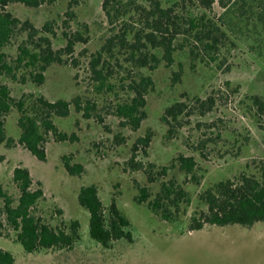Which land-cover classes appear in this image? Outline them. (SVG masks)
Listing matches in <instances>:
<instances>
[{
  "label": "rangeland",
  "instance_id": "1",
  "mask_svg": "<svg viewBox=\"0 0 264 264\" xmlns=\"http://www.w3.org/2000/svg\"><path fill=\"white\" fill-rule=\"evenodd\" d=\"M137 1L141 5L146 4L144 0ZM179 1L161 0V3L167 8ZM102 3L103 0H54L34 9L21 4L7 7L14 16L29 20L38 29L50 22L55 33L50 36L54 49L65 47L64 31L84 32L87 43L75 46L66 65L50 66L41 86L18 84L2 76L0 83L10 88L14 98L23 94L44 96L49 101H69L77 96L89 98L97 105L94 112L102 117L105 127L94 118L84 119L74 109L66 118L55 117L57 129L67 134L75 133L78 141L57 143L49 137L44 162L21 147L0 145V186L17 199L18 190L12 182V171L18 166L27 168L34 182L42 184L44 192L37 214L52 227L59 226L61 221L65 225L78 221L81 234V241L71 250L26 254L15 241V233L4 226L0 228V249L10 252L16 264H264V223L250 228L233 225L206 227L192 232L187 230L192 213L205 209L198 200L200 193L219 181L232 180L242 173L256 174L255 164L264 160V115L258 113L252 102L254 96L264 101V37L260 27L254 19L236 18L232 21L230 14L221 23L230 39L215 62L206 58L193 62L185 49L175 53L170 67L162 62L154 70L135 71L133 75L137 77L150 76L154 88L145 97L146 119L138 130L132 131L121 127L119 120L112 115L113 106L128 98L126 85L130 79L121 81V78L128 77L126 72L115 66L114 59H109L110 67H115L114 78L110 80L114 89L102 94L95 92L89 78L91 55L119 29L122 21L110 26L102 11ZM69 6L76 18L69 27H65L62 22ZM221 13L222 10L215 5L209 15L218 21ZM129 17L132 22L138 18L132 12L125 20ZM17 41L20 43V38ZM17 44L15 40L6 52L15 56ZM175 73H180L176 82L173 81ZM208 97L214 98L215 105L201 116L197 106L193 107V98L205 100ZM177 101L193 108L188 110V116L181 118V126L172 138L167 139V127L160 119L164 110ZM17 116L13 111L5 123L7 136L14 139L20 135ZM148 132L152 139L146 149L147 154L144 155L140 147L134 153L135 163L141 164L143 169L151 163L154 171H158L179 155L195 159L194 174L198 184L175 168L148 185L153 194L158 192L160 183L168 180H174L185 188L191 204L178 222L163 221L146 206L134 201L137 187L147 185V178L143 170H130L127 162L136 140ZM71 154L73 162L84 167L81 177L69 176L64 170L61 158ZM87 185L97 186L105 207L113 195L117 196L118 208L132 225L131 244L121 241L105 249L90 239L89 214L77 201L79 189Z\"/></svg>",
  "mask_w": 264,
  "mask_h": 264
},
{
  "label": "trees",
  "instance_id": "2",
  "mask_svg": "<svg viewBox=\"0 0 264 264\" xmlns=\"http://www.w3.org/2000/svg\"><path fill=\"white\" fill-rule=\"evenodd\" d=\"M53 1L0 0V76L18 84L32 83L41 86L50 66L66 65L75 46L87 43L84 32L64 31L65 47L54 49L50 36L55 33L50 22L38 29L29 20H20L7 10L11 4L34 9ZM144 2L145 5L139 4L137 0H103L102 11L108 24L113 26L119 20L122 21L119 29L91 55L88 64L89 78L97 94L114 89L110 80L114 78L115 67H110L109 59H114L115 66L126 72L125 76L128 77L121 78V81L130 79V83L126 85L128 98L113 106L112 115L119 120L121 127L130 128L132 131L138 130L146 119L145 97L154 88L150 76L137 77L133 75L135 71L139 73L141 69L154 70L162 62L170 67L174 63L175 53L185 49L193 62L204 58L215 62L218 53L230 39L221 24L230 14L232 21L236 18L254 19L264 37V0H181L167 8L162 6L161 0ZM215 5L222 10L218 21L209 15ZM131 12L138 16L133 22L130 17L125 20ZM75 18L73 8L69 6L62 23L69 27ZM15 40L18 42L16 53L11 56L6 49ZM179 76L180 73L173 74V81H178ZM252 102L258 113L264 115V101L259 96H254ZM192 104L194 108L197 106L203 116L212 110L215 100L213 97L205 100L193 98ZM193 107L177 101L164 110L160 120L167 127V139H171L177 132L182 123L181 118L188 116V110ZM96 108L94 101L80 96L69 101H49L44 96L33 94L14 98L10 88L0 83V145L6 148L21 147L38 161L44 162L45 145L49 137L57 143L78 141L75 133L59 131L54 124V118H66L74 109L84 119L94 118L99 125L105 127L102 117L94 112ZM13 111L18 115V139L7 136L5 130L6 119ZM151 139L150 132L138 138L127 162L130 170H143L147 178V185L137 187L138 194L134 201L138 205L146 206L163 221L178 222L186 215V208L191 204L185 188L174 180H168L160 183L158 192L153 194L148 185L154 184L157 177L166 176L169 170L175 168L198 184L194 174L196 162L193 157L179 155L170 165L161 167L158 171H154L151 163L143 169L141 164L135 163L134 153L140 147L146 155ZM73 158L72 154L62 156L64 170L69 176L81 177L84 167L73 162ZM255 165L256 174L242 173L232 180L219 181L200 193L198 200L205 209L192 213L187 230L192 232L206 227L233 225L250 228L257 223H264V160ZM12 182L18 190L17 199L0 186V228L6 226L7 230L15 233V241L26 254L71 250L81 241L78 221H70L68 225L61 221L59 226L52 227L37 214V206L43 199L44 192L42 184L34 182L27 168L15 167L12 171ZM116 198L113 195L109 205L105 207L96 185L82 186L77 195L78 205L89 214L90 239L105 249L121 241L128 244L133 242L131 222L118 208ZM58 213L61 214V211ZM0 264H16V259L10 252L0 249Z\"/></svg>",
  "mask_w": 264,
  "mask_h": 264
}]
</instances>
